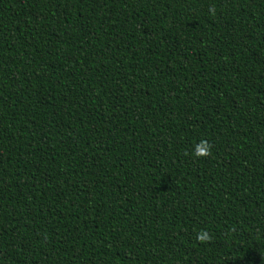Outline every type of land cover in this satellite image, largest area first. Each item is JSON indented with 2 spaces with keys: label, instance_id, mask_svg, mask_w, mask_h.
I'll return each instance as SVG.
<instances>
[{
  "label": "trees",
  "instance_id": "trees-1",
  "mask_svg": "<svg viewBox=\"0 0 264 264\" xmlns=\"http://www.w3.org/2000/svg\"><path fill=\"white\" fill-rule=\"evenodd\" d=\"M0 264H264V0H0Z\"/></svg>",
  "mask_w": 264,
  "mask_h": 264
},
{
  "label": "clouds",
  "instance_id": "clouds-1",
  "mask_svg": "<svg viewBox=\"0 0 264 264\" xmlns=\"http://www.w3.org/2000/svg\"><path fill=\"white\" fill-rule=\"evenodd\" d=\"M204 149L202 148L201 151H203ZM201 239H203V237H201Z\"/></svg>",
  "mask_w": 264,
  "mask_h": 264
}]
</instances>
